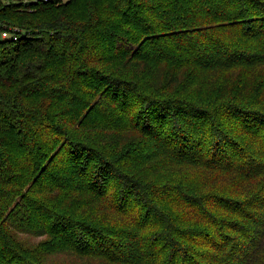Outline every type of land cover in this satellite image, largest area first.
Here are the masks:
<instances>
[{"label":"trees","instance_id":"16d2710c","mask_svg":"<svg viewBox=\"0 0 264 264\" xmlns=\"http://www.w3.org/2000/svg\"><path fill=\"white\" fill-rule=\"evenodd\" d=\"M2 32L0 264H264V0H0Z\"/></svg>","mask_w":264,"mask_h":264},{"label":"rangeland","instance_id":"374dc122","mask_svg":"<svg viewBox=\"0 0 264 264\" xmlns=\"http://www.w3.org/2000/svg\"><path fill=\"white\" fill-rule=\"evenodd\" d=\"M63 3L69 1V0H61ZM5 40V38H3L0 34V41H3ZM22 239L25 238L28 242L30 243H35L39 240V238L37 237H34V236H31V235H28V234H20L19 235ZM61 257H64V256H61Z\"/></svg>","mask_w":264,"mask_h":264},{"label":"built area","instance_id":"2783aa9c","mask_svg":"<svg viewBox=\"0 0 264 264\" xmlns=\"http://www.w3.org/2000/svg\"><path fill=\"white\" fill-rule=\"evenodd\" d=\"M44 1H46V0H44ZM1 36L3 37V38H8V37H10L12 40H14V41H16V35H13V36H10L8 33H6V32H2L1 33Z\"/></svg>","mask_w":264,"mask_h":264}]
</instances>
